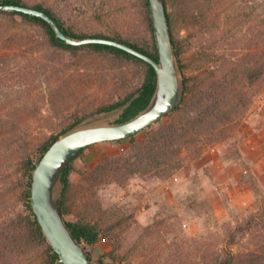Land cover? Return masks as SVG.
<instances>
[{
  "label": "trees",
  "instance_id": "obj_1",
  "mask_svg": "<svg viewBox=\"0 0 264 264\" xmlns=\"http://www.w3.org/2000/svg\"><path fill=\"white\" fill-rule=\"evenodd\" d=\"M122 2L130 4L135 14L139 13V18L133 13L130 15L132 19L127 22L126 30L101 27L102 16L90 29H85L78 22H68L54 5L44 0H0L3 4H20L45 11L74 38L115 39L158 60L148 0H136L135 4L118 0L119 4ZM164 3L177 62L184 75L182 98L176 107L141 130L146 131L142 140H136L140 131L128 137L132 148L126 155L103 158L88 172L85 185H93L98 178L107 175L171 176L185 163L181 155L183 149L198 156L206 140L228 139L251 105L260 82L264 81V18L260 19L264 0H164ZM103 8L99 6L97 11ZM3 21L21 25L26 32L21 37L26 41L23 43L13 33L0 34V85L9 88L3 102L0 101V158L8 151L14 155L15 178L10 179L8 190L18 193L22 205L21 211L1 220L0 264H59V256L45 237L30 203L33 167L58 136L77 127L87 116L113 113L115 118L111 123H119L142 112L155 92L156 73L150 63L119 47L103 43L69 44L57 37L51 25L41 17L0 10V25ZM15 25L10 31L16 29ZM180 27L187 30L185 37L179 36ZM217 31L219 38L215 35ZM194 38L196 44L188 56ZM224 47H231L235 52L227 54ZM20 48L25 52L24 67L19 65L20 55L12 53ZM59 50L69 52L72 59L77 58L73 59L72 72L68 73L65 66H58L45 55L47 51ZM127 68L133 71L138 85L117 99L73 102L77 93H83L78 86L88 84V80L90 83L112 82L116 89L126 85L131 72ZM75 70L78 72L74 73ZM75 75L78 81L73 80ZM109 76L111 81L106 80ZM34 80L45 85L50 111L51 123L43 125L45 131L40 135L31 127V119L40 115V109L35 105L34 108L33 102L20 101L16 96L18 90L14 89L15 85L19 90L21 87L32 89ZM158 123V128L154 129V124ZM87 147L72 158L61 175L60 208L91 264H109L104 256L93 261L89 248L100 240L111 241L110 235L119 229L124 218L117 217L118 207L110 215L100 205L84 201L81 198L84 185L72 182L74 161ZM77 205L80 211L74 215L72 208ZM246 224L245 229L250 228L252 220H247ZM238 227L245 231L241 224ZM232 242L234 237L230 239ZM116 249L113 244V249L106 254L113 261L117 260ZM205 258L208 259L204 264H262L264 244L239 254L224 247Z\"/></svg>",
  "mask_w": 264,
  "mask_h": 264
},
{
  "label": "rangeland",
  "instance_id": "obj_2",
  "mask_svg": "<svg viewBox=\"0 0 264 264\" xmlns=\"http://www.w3.org/2000/svg\"><path fill=\"white\" fill-rule=\"evenodd\" d=\"M44 1L54 5L68 22H78L85 29H90L102 16L101 27L126 30L127 22L132 19L131 14L139 16L130 4H119L118 0ZM129 3L135 4L136 0H129ZM99 6L104 7L103 10L97 11ZM260 9L262 19L264 10L262 7ZM13 25L12 22L3 21L0 34L13 33L24 43L26 39L21 36L26 32L18 24L15 25L16 29L10 31ZM178 34L185 37L187 30L180 27ZM215 35L219 38L218 31ZM192 42L188 56L195 47L196 39H192ZM228 48H223L227 54L235 52L231 47ZM12 53L20 55L19 65L24 67V49ZM45 55L54 59L58 66H65L68 73L74 70L72 62L77 58L72 59L69 52L47 51ZM127 69L131 72L125 81L126 85L116 89L112 82L90 83L88 80V84L78 86V89H83V93H77L73 102L98 103L117 99L138 85L131 68ZM73 80L78 81L79 77L75 75ZM106 80L111 81V76ZM17 86L14 89L18 90L16 96L20 101L28 100L30 104L33 102V107L35 105L40 109V115L31 119L33 132L40 135L45 131L43 125L51 123L48 119L50 111L45 85L34 80L32 89L24 90L26 87H21L19 90ZM7 90V86L0 85V101L3 102ZM114 116L113 113L97 115L93 124L111 123ZM158 126L159 123L154 124V129ZM145 135L146 131H140L136 140H142ZM131 148L128 138L101 141L89 145L74 161L71 180L76 185H84L81 198L100 205L110 215L118 207L120 214L117 217L124 218L119 229L110 235L111 241L100 240L89 248L93 261L104 256L109 264H121V261L124 264H146L148 261L152 264H180L179 261L184 264H204L208 259L205 258L207 254H215L224 247H230L239 254L264 244V81L260 82L251 105L228 139L206 140L198 156L183 149L181 155L185 163L171 176L107 175L98 178L93 185H85L88 172L103 158L126 155ZM13 156L8 151L0 158V223L4 216L22 210L18 193L8 190L10 179L15 178ZM10 174H13L12 177ZM79 211V205L72 208L74 215ZM249 219L252 225L245 229ZM240 224L245 231L238 229ZM232 237L234 242L230 243ZM113 244L117 248L115 261L106 256L113 249Z\"/></svg>",
  "mask_w": 264,
  "mask_h": 264
},
{
  "label": "water",
  "instance_id": "obj_3",
  "mask_svg": "<svg viewBox=\"0 0 264 264\" xmlns=\"http://www.w3.org/2000/svg\"><path fill=\"white\" fill-rule=\"evenodd\" d=\"M154 28L158 60L111 38H74L66 34L48 13L20 4L0 3V10H16L45 19L57 37L72 45L103 43L119 47L150 63L157 83L148 106L133 118L119 123L93 124L95 116H87L71 131L58 136L32 169L30 203L48 242L58 254L59 264H91L81 242L71 232L60 208L58 190L61 175L72 158L84 147L101 141L128 138L167 114L180 102L184 78L174 51L164 0H148Z\"/></svg>",
  "mask_w": 264,
  "mask_h": 264
}]
</instances>
